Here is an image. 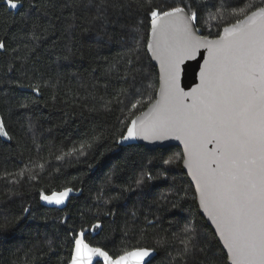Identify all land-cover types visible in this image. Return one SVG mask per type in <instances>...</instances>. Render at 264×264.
I'll return each instance as SVG.
<instances>
[{
    "label": "trees",
    "instance_id": "16d2710c",
    "mask_svg": "<svg viewBox=\"0 0 264 264\" xmlns=\"http://www.w3.org/2000/svg\"><path fill=\"white\" fill-rule=\"evenodd\" d=\"M16 2L12 9L0 0V119L8 133L0 135V264H70L81 230L113 256L143 247L156 253L151 264H227L198 214L180 150L121 141L158 89L146 52L147 0ZM186 4L197 12V34L215 39L264 0H151L164 10ZM65 188L72 191L63 207L40 198ZM186 227L195 247L185 256L193 234Z\"/></svg>",
    "mask_w": 264,
    "mask_h": 264
},
{
    "label": "snow or ice",
    "instance_id": "6c2138e0",
    "mask_svg": "<svg viewBox=\"0 0 264 264\" xmlns=\"http://www.w3.org/2000/svg\"><path fill=\"white\" fill-rule=\"evenodd\" d=\"M6 3L12 9L19 6L16 0ZM147 3V48L159 61L160 86L148 111L131 120L121 141L169 137L181 141L199 204L215 224L231 264H264V7L237 18L217 38L208 39L195 34L192 22L197 12L191 5L164 10L151 7V0ZM216 18L209 14V20ZM5 47L0 41V49ZM198 56L203 60L198 64L199 84L185 91L180 86L181 73L186 71L182 66ZM122 94L128 96L127 90ZM0 135H8L2 119ZM143 179V175L138 178L137 185ZM71 191L41 193L40 198L61 205ZM185 231L193 233L183 241L186 256L195 247V230L186 227ZM73 245L70 264H93L98 257L103 264H145L151 255L143 247L110 255L88 243L84 230L73 237Z\"/></svg>",
    "mask_w": 264,
    "mask_h": 264
},
{
    "label": "water",
    "instance_id": "95a60500",
    "mask_svg": "<svg viewBox=\"0 0 264 264\" xmlns=\"http://www.w3.org/2000/svg\"><path fill=\"white\" fill-rule=\"evenodd\" d=\"M193 25H194V23H193ZM194 29H195V27H194ZM195 34L197 36H199L197 34L196 30H195ZM148 39H149V37H148ZM147 43H148V41H147ZM146 52L149 56L151 63L156 68L157 73H158V89H157V92H158L159 86H160V74H161L160 64H159V61L156 60L152 56L151 52L148 51L147 45H146ZM201 52L205 56L207 55V53L204 49H201ZM202 63H203V60L199 56L197 57V60L185 61L184 65L182 67L185 68L186 71L181 73V78H180V86L185 91H190L192 88L196 87L199 84V78H198L199 67H198V64H202ZM156 96H157V93H156ZM155 99H156V97H155ZM148 109H149V107L144 112H147ZM123 145L124 146H130L131 145V146L141 147V148H144L145 150L150 151V152H155L158 150L173 149V148H177L178 150H180V152L182 153V164H181L182 171L185 174V176L187 177L191 187L194 190V194H195V198H196V204H197V208H198V214L202 218V220L205 222L206 226L214 234L219 246L221 247L222 252L224 253V255L226 257L227 264H231V262L228 258L227 249L225 248L223 241L220 239V237L218 235L215 224L212 222V220L209 218L207 213L204 212V210L201 208V206L199 204L198 192H197L195 181H193L191 174H190L188 168L185 166V163H184V159H183L184 145H183V143L179 140H176L173 137H169L165 140H160V141H144L142 139L136 140V141H125V142H123ZM150 252H151V255L149 257L145 258V264H151L156 258V253L153 251H150ZM71 258H72V256H71ZM97 260L99 261V264H103L102 258H99V257L94 259L93 264H96Z\"/></svg>",
    "mask_w": 264,
    "mask_h": 264
},
{
    "label": "rangeland",
    "instance_id": "374dc122",
    "mask_svg": "<svg viewBox=\"0 0 264 264\" xmlns=\"http://www.w3.org/2000/svg\"><path fill=\"white\" fill-rule=\"evenodd\" d=\"M69 196H70V193H69ZM69 196H68V198H69ZM68 198L65 200V203H64V204H61V205L49 204V203H47L46 201H44V204L47 205V206H50V207H57V208H60V207H63V206L66 204Z\"/></svg>",
    "mask_w": 264,
    "mask_h": 264
}]
</instances>
